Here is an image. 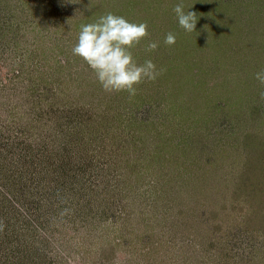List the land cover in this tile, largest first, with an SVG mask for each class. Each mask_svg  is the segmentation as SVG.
<instances>
[{
  "label": "rangeland",
  "instance_id": "374dc122",
  "mask_svg": "<svg viewBox=\"0 0 264 264\" xmlns=\"http://www.w3.org/2000/svg\"><path fill=\"white\" fill-rule=\"evenodd\" d=\"M73 2L0 0V104L8 118L2 126L15 135L31 124L39 133L32 117L40 110L38 87L59 114L75 108L69 120L90 112L115 126L116 149L105 151L100 168L101 187L116 197L115 206L96 219L98 226H69L74 243L66 250L51 237L52 260L264 264V86L255 79L264 70V0ZM181 2L198 15L194 32L178 23L173 7ZM109 12L147 22L150 35L133 55L165 70L138 85L135 96L105 92L72 52L81 25ZM169 32L176 35L172 46L164 43ZM149 41L159 44L153 52L145 51ZM17 70L21 76L11 80ZM33 90L35 101L26 105ZM143 106V117L134 114ZM25 139L23 150L30 147ZM109 172L120 174L121 184L108 181ZM243 247L253 259L240 256Z\"/></svg>",
  "mask_w": 264,
  "mask_h": 264
},
{
  "label": "trees",
  "instance_id": "16d2710c",
  "mask_svg": "<svg viewBox=\"0 0 264 264\" xmlns=\"http://www.w3.org/2000/svg\"><path fill=\"white\" fill-rule=\"evenodd\" d=\"M20 76L17 70L11 80ZM37 93L40 110L37 118L32 117L39 121V133L27 124L13 135L2 126L8 118H4L6 113L0 104V264H59L52 260L51 237L66 250L74 238L68 232L69 226L88 228L97 218L108 217L115 206L116 197L107 195V190L101 187L100 173L106 164L105 151L116 149L110 139L115 138L111 130L113 121L90 112L87 116L76 114L77 121H71L75 109L72 105L66 108V115L63 111L59 114L53 97L44 87H38ZM27 99L26 105L35 101L33 96ZM145 111L144 106L139 107L134 114L143 117ZM54 118L56 125L51 126L49 122ZM50 130V134H43ZM25 137L30 146L27 150H23ZM72 146L77 147L75 153ZM107 175L108 181L115 178L114 183L121 184L116 179L120 174ZM43 192L46 195L42 199ZM250 248L243 247L244 254L240 255L246 261L253 259V254L247 253Z\"/></svg>",
  "mask_w": 264,
  "mask_h": 264
},
{
  "label": "clouds",
  "instance_id": "9594fccd",
  "mask_svg": "<svg viewBox=\"0 0 264 264\" xmlns=\"http://www.w3.org/2000/svg\"><path fill=\"white\" fill-rule=\"evenodd\" d=\"M71 2L74 3L73 0ZM184 9L182 2L173 7L180 27L188 33L194 32L198 15ZM148 29L147 22H130L123 16L109 12L96 22L81 25L72 52L92 69L105 92L126 91L130 96H135L138 85L156 81L165 71L158 70L151 59L140 64L133 55L132 49L150 35ZM164 43L167 46L174 45L176 35L167 33ZM158 47V42L149 41L145 51L153 52ZM255 79L264 86V70L258 71ZM260 98L264 100V91L260 92Z\"/></svg>",
  "mask_w": 264,
  "mask_h": 264
}]
</instances>
